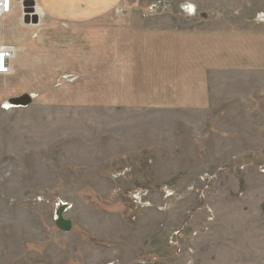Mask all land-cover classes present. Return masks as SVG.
<instances>
[{
	"label": "rangeland",
	"instance_id": "1",
	"mask_svg": "<svg viewBox=\"0 0 264 264\" xmlns=\"http://www.w3.org/2000/svg\"><path fill=\"white\" fill-rule=\"evenodd\" d=\"M112 1L131 33L172 32L205 66L180 85L125 57L61 68L46 83L81 101L0 104V264H264V0Z\"/></svg>",
	"mask_w": 264,
	"mask_h": 264
},
{
	"label": "crops",
	"instance_id": "2",
	"mask_svg": "<svg viewBox=\"0 0 264 264\" xmlns=\"http://www.w3.org/2000/svg\"><path fill=\"white\" fill-rule=\"evenodd\" d=\"M34 1L39 5L37 24H25L21 10L17 6L10 15L0 20V46L11 45L16 50L11 61L10 74L0 75V104H4L6 99L9 102L21 97L12 99L13 97L10 96L12 94H30L27 88L39 93V103H66L72 99H69L72 95L75 101H81L79 96L86 95L84 91L77 93L68 91L64 97H58L55 96L53 88L46 83L48 80L55 79L61 68L68 71L80 66L83 68L84 64L104 66L118 58L125 57L132 65L143 60L152 66L170 68L168 73H141L139 79L148 80L154 85L164 81L170 82L169 85H180L188 83L192 78L196 71V63L199 64L198 67L205 66L200 65L203 59L193 57L194 49L197 47L188 45L182 37L172 32L152 33L154 35L131 33L130 19H121L120 16L113 14L110 8L113 5L112 0ZM63 16L70 21L68 29L61 26L60 20ZM65 33L70 34L68 39L77 38L81 40V43L72 40L68 48L60 50L54 37L61 38ZM243 35L245 34L214 33L212 36L231 40L235 37H243ZM225 48L229 51L234 49V46ZM215 49L216 52L210 53L211 60L207 64L208 68H219L216 64L220 63V60H217L221 57L218 52L220 50L218 46ZM249 66V62L246 61L241 63L239 68L245 69ZM28 83H31V86H27ZM45 95L48 97H43ZM65 97L68 99L66 100ZM164 98L175 102L170 97ZM95 100H93L95 103L103 101L102 99Z\"/></svg>",
	"mask_w": 264,
	"mask_h": 264
},
{
	"label": "built area",
	"instance_id": "3",
	"mask_svg": "<svg viewBox=\"0 0 264 264\" xmlns=\"http://www.w3.org/2000/svg\"><path fill=\"white\" fill-rule=\"evenodd\" d=\"M31 0H0V20L6 15H10L14 7L20 8L23 21L26 16L30 18L37 16V9L30 7ZM15 47L11 45L0 46V74H7L10 72L11 61L15 56Z\"/></svg>",
	"mask_w": 264,
	"mask_h": 264
},
{
	"label": "water",
	"instance_id": "4",
	"mask_svg": "<svg viewBox=\"0 0 264 264\" xmlns=\"http://www.w3.org/2000/svg\"><path fill=\"white\" fill-rule=\"evenodd\" d=\"M38 17L34 16L32 18H30V16H26L24 19V22L29 24V23H38ZM11 102H13L15 105H24L27 106L30 104L31 99L28 95H24L20 98H16L14 100H12ZM66 211V205H63L57 212L56 214V220H55V224L57 226L58 229H60L61 231L64 232H71L73 229V222L70 220H66L64 218V213Z\"/></svg>",
	"mask_w": 264,
	"mask_h": 264
},
{
	"label": "bare ground",
	"instance_id": "5",
	"mask_svg": "<svg viewBox=\"0 0 264 264\" xmlns=\"http://www.w3.org/2000/svg\"><path fill=\"white\" fill-rule=\"evenodd\" d=\"M38 15V14H37ZM7 16V15H6ZM25 23V22H24ZM25 24H27V23H25ZM29 24H33V25H35L34 23H29ZM37 24V23H36ZM161 38V37H160ZM153 39V38H152ZM160 41V40H159ZM174 58H175V55H174ZM179 62V61H178ZM190 62V61H189ZM188 63V62H187ZM10 71H11V68H10ZM8 74H10V72L9 73H7V74H0V75H8ZM13 105H15L13 102H11ZM15 106H17V105H15ZM19 107V106H18Z\"/></svg>",
	"mask_w": 264,
	"mask_h": 264
}]
</instances>
